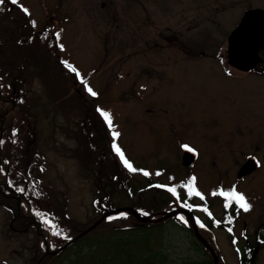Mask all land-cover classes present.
I'll return each instance as SVG.
<instances>
[{"label": "rangeland", "instance_id": "1", "mask_svg": "<svg viewBox=\"0 0 264 264\" xmlns=\"http://www.w3.org/2000/svg\"><path fill=\"white\" fill-rule=\"evenodd\" d=\"M4 4L25 17V34L30 35L33 48L41 45L39 35L53 39L54 51L47 52V59L37 60L39 71L33 64L16 67V78L27 76L28 83L21 88L27 116L18 118L23 107H17L11 123L18 124L19 152L33 150L39 155L43 164L39 182L51 191L56 205L61 204L64 216L70 218L68 227L81 232L104 212L122 207L132 211L139 207L148 219L139 222L169 220L161 233L162 246L149 240L146 253L144 246L132 245L127 249L131 262L123 252L107 256L96 252L91 264H160L154 257L157 250L161 259L166 255L168 264L200 260L204 252L195 232L209 244L217 264H238L237 251L242 246L250 248L252 264H264V243L255 233L264 224V65L240 71L229 66L225 57L229 32L246 10L264 9V0H5ZM3 18L2 37L22 30L24 34V23L19 28ZM4 49L9 52L11 46ZM259 57L264 64V47ZM34 71L38 76L28 75ZM6 78L2 70L0 80L9 85L10 77ZM18 83L20 79L11 85L17 96ZM1 95L6 101L13 99V93ZM92 107L86 126L83 118ZM102 112L110 114L111 126ZM100 117L103 132L91 137L92 147L101 157L109 155L110 148L113 158L123 164L131 187L126 193L115 187L106 190L112 192L111 205L117 206L97 213L91 201L94 182L101 179H95L89 168H81L73 154L80 148L79 133L83 130L80 134L86 135ZM113 144L137 171L124 164ZM183 144L196 152L190 167L180 164ZM249 155L259 166L238 178L236 172ZM91 167L98 166L91 162ZM193 176L202 197L193 199L198 205L192 214L203 225L199 201L208 200L218 217L222 205L230 201L219 194L224 189L235 188L251 204L247 212L236 204L238 218L231 231L219 226L210 232L194 230L189 220L190 233L173 226L171 216L179 203L175 197H171L172 205H167L169 199L161 203L166 198L159 189L176 187L183 194L184 182ZM132 190L138 192L131 194ZM7 206L0 201V264H33L37 238L26 225L17 230ZM124 212L137 222L131 212ZM108 220L100 221L95 231L109 232L125 223Z\"/></svg>", "mask_w": 264, "mask_h": 264}, {"label": "trees", "instance_id": "2", "mask_svg": "<svg viewBox=\"0 0 264 264\" xmlns=\"http://www.w3.org/2000/svg\"><path fill=\"white\" fill-rule=\"evenodd\" d=\"M0 7L1 18H7L6 20L9 23L14 21L18 27L21 23L25 24L23 28L24 34H21L23 33V30L19 34H7V37H2L4 34H0L2 37L0 40V72L3 70V74L8 76L5 81H8L10 77L9 85L0 80V142H2L0 143V201L7 202V207H10V209H8L13 213L12 223L19 228L17 230L20 232L26 225L29 228L28 230L33 233V236L37 238V242L33 243L36 247L34 248V253L32 255L33 264H91L94 261V255L96 252H99L97 254L98 256H107L111 253L116 255L117 253L123 252L126 258H128L129 255L127 249L132 245H138L137 247L144 246L143 252L146 253L149 252V240H155L157 246H162L161 233L166 226L165 224L169 222V220H162L160 222H134L129 213H123L126 214L124 216L121 215L122 213L117 216L114 215L116 217L113 216L114 219H111V221L120 220L125 223L111 228L109 232H96L95 230L101 226L100 224H97L89 231L74 238L80 231L72 232L70 227H68V220L70 218L64 216L61 204L56 205L53 198L50 196L51 191H48V188L41 185L39 182L41 179L39 175L43 172V164L41 165V161L39 162L38 160L39 155H36L33 150H29V152L27 150L19 152L20 148L17 147L18 144H20L17 133L18 124L13 125L11 123L12 118L16 117V112L18 111L17 107H23L21 101L23 91L21 88L22 85L28 83L26 75H21V77L18 76V78H16L18 70L16 67L18 65H24V67L27 68L29 64H33L36 71L40 69L41 66L37 65V60L40 59L43 61V58L47 59V52L54 51L52 43L53 39L50 41L48 37H41V35H39L38 42H41V45L40 47L33 48L30 44V35L25 34L27 25L22 13H20L19 10L17 13V10L11 11L9 8L6 9L4 3L0 5ZM36 39L33 38L35 41ZM4 45L11 46L9 52L4 49ZM30 74L38 76L35 71L28 75ZM56 77L57 76L54 74V81ZM19 79L20 84H17V88L20 90L21 96L15 95L14 88L11 86L13 82H17ZM2 93H8V96L13 93V99L11 101L2 99ZM61 94L62 88L58 98ZM24 108L25 106L22 108V115L18 116L21 120L27 116V110ZM94 109L95 108L92 107L87 118H83V120L85 119L84 122L86 126L90 121L89 118L94 112ZM28 116L30 118L29 113ZM102 124L103 121L100 117V120L98 119L92 122V127L88 130L86 135L80 134L83 130L79 133L80 148L76 149L73 154L74 159L78 162L81 168L84 170L89 168L94 174L95 179H101L100 183L94 182L96 192L91 201L93 211L97 213H101L104 209L117 206L111 205L112 192L109 191L106 193V190L115 187L117 190H123L124 193H126L128 192L127 189L131 187V184L128 181V179L130 180V177L127 176L123 165L113 158L114 156L109 150L110 148L107 146V151L110 152V154H103V157H101L92 147L91 137L95 134H102V128H104ZM84 128L85 127H83V129ZM32 148V145L28 147V149ZM34 154L36 155L35 160L31 158ZM20 155L22 156V159H20ZM107 158H112L114 162L108 161ZM18 160L22 162L21 166L16 164ZM38 162L40 165H38ZM91 162L97 164L98 167H91ZM25 163L27 164L25 165ZM189 181L190 177L184 182L185 185ZM152 187L153 185L150 184V188ZM183 187V194H180L179 191L176 190L175 194L177 203H179L180 208L192 212V210L198 205H195V202H193L195 195H189L188 188L185 186ZM20 189H23V191H20ZM227 190L230 191V189H224L223 191ZM137 192L138 190H132L131 194H136ZM159 192H162L163 196L166 198H164L165 200L161 203L167 202L168 199L167 205H172L174 203L175 200L168 194L161 189H159ZM199 202L200 204L198 208L205 217V223L204 225L201 224L197 221V216L193 214L196 226L199 228L198 230L202 228L201 231L210 232L211 228L214 226H219L227 230L233 227L235 220L238 218V209L235 201L224 203V205H222L221 214L218 217H215L211 211V204L208 200H202ZM226 204H229V206L225 207ZM133 209L139 214L142 213V210L139 207H133ZM168 209L172 210L171 207ZM178 218H182L183 221L178 220ZM108 219L109 217L103 219L101 222L104 223ZM171 221L174 223L173 226L190 233L188 221L183 214H174L171 216ZM259 226H257L255 230L256 239L260 240L261 244H263L264 228ZM72 238L74 239L66 244L67 241ZM200 247L204 252V256H202L203 260L180 262L179 264H213L208 250L202 244H200ZM249 249L248 246H242L238 249V264H252L254 262V257L250 256ZM54 250L57 251L53 252ZM155 252L154 257L159 259L160 264H168L166 255L161 259L158 255L160 250ZM142 257L143 260L147 255ZM128 260L131 262L133 261V258H128ZM147 262L148 259L146 260V263Z\"/></svg>", "mask_w": 264, "mask_h": 264}, {"label": "water", "instance_id": "3", "mask_svg": "<svg viewBox=\"0 0 264 264\" xmlns=\"http://www.w3.org/2000/svg\"><path fill=\"white\" fill-rule=\"evenodd\" d=\"M264 43V9H248L243 15L240 17L239 22L235 25V27L229 32L226 37V47H225V57L226 62L229 66L240 70V71H248L255 67L258 63V51L262 47ZM183 145L181 147V157L180 164L183 167H190L195 159V152L189 147L186 149ZM258 167L257 160L249 155L246 156L244 162L241 164L239 169L236 172V176L242 177L251 171L255 170ZM166 187L165 191L171 195L172 192L168 190ZM127 210L131 212L137 221H145L148 220L146 217L139 216L135 211H132L128 207H122L117 209H112L110 211L104 212L100 218L89 228L85 229L83 232L76 235L74 238L80 236L81 234L89 231L95 225H97L102 219L106 216L114 213L124 212ZM181 212L186 215L191 223L192 228L195 230L196 226L194 223L193 215L191 212L187 210H177L178 213ZM195 237L197 240L209 251V253L213 257V264H217L216 257L212 252L211 248L205 243L195 232ZM73 238V239H74ZM72 239V240H73ZM69 240L66 244L70 243ZM65 244V245H66Z\"/></svg>", "mask_w": 264, "mask_h": 264}, {"label": "snow or ice", "instance_id": "4", "mask_svg": "<svg viewBox=\"0 0 264 264\" xmlns=\"http://www.w3.org/2000/svg\"><path fill=\"white\" fill-rule=\"evenodd\" d=\"M5 2V0H0V5H2L3 3ZM13 3H16V0H12ZM25 12H27L28 10L27 9H24ZM34 23V22H33ZM59 35V34H57ZM73 71H75V69L73 68L72 69ZM88 91L93 95V96H96L97 93H95L94 91H92L91 88L88 89ZM102 115L104 116L105 120L108 122L109 126L112 125V120H111V117H110V114L107 113V112H102ZM112 135L115 137V136H119V133L118 132H113ZM2 143V142H0ZM186 149L188 148L187 145L184 146ZM113 148L115 149V151H117L118 153H120V156H121V159L124 160V164L131 170V171H137V169L133 168L131 163H129L128 160L124 159V154L123 152H121L120 148L113 144ZM188 150H191V149H188ZM145 175H148L147 172L144 173ZM159 175V173H157ZM196 180V177H192L191 180L185 185V187L188 188V194L189 195H195V196H201L202 197V193L199 192L195 187H194V182ZM157 187H163L162 185H158ZM170 192L172 193H176V187H170L168 189ZM20 191H23V189H20ZM217 193H213V195H216ZM220 195H224V196H227L229 198L230 201L234 200L236 202V204H238L245 212L249 211L250 208H251V204L248 203L246 201V198L243 194L237 192L235 190V188H233V190L231 191H228V192H220L219 193ZM229 204H226L225 207H228ZM122 216L126 215V214H121ZM145 215H147V213H145ZM109 219H114V217H109ZM229 231H231V229H229Z\"/></svg>", "mask_w": 264, "mask_h": 264}, {"label": "flooded vegetation", "instance_id": "5", "mask_svg": "<svg viewBox=\"0 0 264 264\" xmlns=\"http://www.w3.org/2000/svg\"><path fill=\"white\" fill-rule=\"evenodd\" d=\"M263 47H264V43H263L262 47L259 49V51H258V63L256 64V66H258V65H264V64H261V63H260L261 58L259 57V52H260V50H261ZM256 66H255V67H256ZM252 69H253V68H252ZM252 69H251V70H252Z\"/></svg>", "mask_w": 264, "mask_h": 264}]
</instances>
